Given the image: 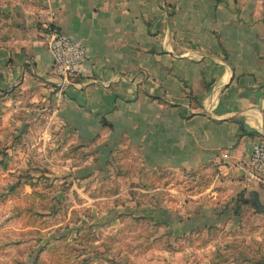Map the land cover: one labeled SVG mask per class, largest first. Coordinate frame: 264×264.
<instances>
[{
    "label": "crops",
    "instance_id": "obj_1",
    "mask_svg": "<svg viewBox=\"0 0 264 264\" xmlns=\"http://www.w3.org/2000/svg\"><path fill=\"white\" fill-rule=\"evenodd\" d=\"M54 26L90 56L64 90ZM20 88L45 112L47 150L202 173L190 197L215 223L241 219L240 206L264 218V166L250 175L264 142V0H0V91Z\"/></svg>",
    "mask_w": 264,
    "mask_h": 264
},
{
    "label": "rangeland",
    "instance_id": "obj_2",
    "mask_svg": "<svg viewBox=\"0 0 264 264\" xmlns=\"http://www.w3.org/2000/svg\"><path fill=\"white\" fill-rule=\"evenodd\" d=\"M31 101L0 91V264H264L253 206L222 227L190 197L202 173L149 170L125 151L65 159Z\"/></svg>",
    "mask_w": 264,
    "mask_h": 264
},
{
    "label": "built area",
    "instance_id": "obj_3",
    "mask_svg": "<svg viewBox=\"0 0 264 264\" xmlns=\"http://www.w3.org/2000/svg\"><path fill=\"white\" fill-rule=\"evenodd\" d=\"M48 47L53 55V69L58 77L61 90L75 83L83 65L89 61L87 46L57 26L51 27L48 33ZM264 166V142L256 144L251 156L250 175L255 178Z\"/></svg>",
    "mask_w": 264,
    "mask_h": 264
},
{
    "label": "water",
    "instance_id": "obj_4",
    "mask_svg": "<svg viewBox=\"0 0 264 264\" xmlns=\"http://www.w3.org/2000/svg\"><path fill=\"white\" fill-rule=\"evenodd\" d=\"M255 202L258 207V210L264 213V205L257 198L255 199Z\"/></svg>",
    "mask_w": 264,
    "mask_h": 264
}]
</instances>
